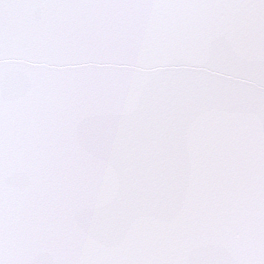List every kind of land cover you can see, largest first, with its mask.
I'll return each mask as SVG.
<instances>
[{
	"label": "snow or ice",
	"instance_id": "obj_1",
	"mask_svg": "<svg viewBox=\"0 0 264 264\" xmlns=\"http://www.w3.org/2000/svg\"><path fill=\"white\" fill-rule=\"evenodd\" d=\"M0 264H264V0H0Z\"/></svg>",
	"mask_w": 264,
	"mask_h": 264
}]
</instances>
